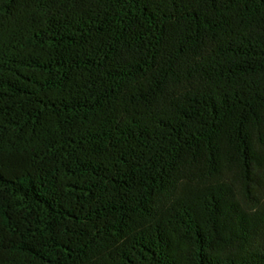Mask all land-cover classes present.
Here are the masks:
<instances>
[{
  "label": "trees",
  "instance_id": "1",
  "mask_svg": "<svg viewBox=\"0 0 264 264\" xmlns=\"http://www.w3.org/2000/svg\"><path fill=\"white\" fill-rule=\"evenodd\" d=\"M0 264H264V0H0Z\"/></svg>",
  "mask_w": 264,
  "mask_h": 264
}]
</instances>
